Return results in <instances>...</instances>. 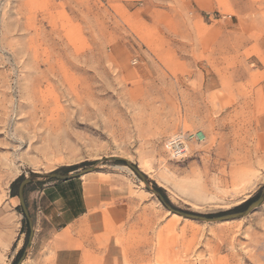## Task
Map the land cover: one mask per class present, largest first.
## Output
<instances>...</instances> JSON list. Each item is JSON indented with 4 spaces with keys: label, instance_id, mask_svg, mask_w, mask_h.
Masks as SVG:
<instances>
[{
    "label": "rangeland",
    "instance_id": "1",
    "mask_svg": "<svg viewBox=\"0 0 264 264\" xmlns=\"http://www.w3.org/2000/svg\"><path fill=\"white\" fill-rule=\"evenodd\" d=\"M179 131L205 138L173 160L164 141ZM108 157L185 212L258 196L264 0H0V221L11 208L17 225L4 264H264V201L232 220L186 218ZM90 166L78 177L117 188L97 242L76 263L51 225L29 244L20 181L65 185L45 175Z\"/></svg>",
    "mask_w": 264,
    "mask_h": 264
},
{
    "label": "crops",
    "instance_id": "2",
    "mask_svg": "<svg viewBox=\"0 0 264 264\" xmlns=\"http://www.w3.org/2000/svg\"><path fill=\"white\" fill-rule=\"evenodd\" d=\"M67 181V182H66ZM67 184L38 186L24 193L25 202L34 220V239L43 226L56 228L52 238L58 248L69 251L78 262L83 249L91 248L104 231L103 206L116 198L117 188L99 176H82L64 181ZM16 220L11 208L0 221V264L12 245Z\"/></svg>",
    "mask_w": 264,
    "mask_h": 264
},
{
    "label": "water",
    "instance_id": "3",
    "mask_svg": "<svg viewBox=\"0 0 264 264\" xmlns=\"http://www.w3.org/2000/svg\"><path fill=\"white\" fill-rule=\"evenodd\" d=\"M106 159L110 160V161H123L129 168H131V170H133V172H135V174L141 179V181L145 184V186L147 188H149L152 193L157 195L159 200L163 203V205L168 210H170L171 212H173L177 215H180V216H183L186 218L201 220V221H227V220H232V219L241 218V217H245V216L249 215L257 207H259L262 204V202L264 201V186H263V188L259 192L258 196L254 200H252L249 204H247V206L243 210L225 213V214H221V215H217V216H205V215H201V214L185 212L182 210L175 209V208L171 207L169 204H167L164 201L163 197L155 189H152L149 186V182H148L145 174L143 172H141L136 165L132 164L130 161H128L127 159L122 158V157H108ZM94 168H95L94 166H90L88 168L83 169L80 172L71 173L68 175H61V174H58L57 172H51V173L46 174L45 177L46 178H55V179L66 180V179L78 177V176H81L82 174L91 172L94 170ZM30 182H32L31 178H24L23 180L20 181V183L18 185V189H17V198H18L19 206L21 208V211H22L24 218L27 220V224H28V228H29V235H28V243L29 244L31 243V240H32L33 235H34V228H33V222H32V219L30 217L29 210H28L26 202H25L23 190H24V187L27 184H29ZM24 258H25V253H23L21 255V257L19 258V260L17 261L16 264H21L22 261L24 260Z\"/></svg>",
    "mask_w": 264,
    "mask_h": 264
},
{
    "label": "built area",
    "instance_id": "4",
    "mask_svg": "<svg viewBox=\"0 0 264 264\" xmlns=\"http://www.w3.org/2000/svg\"><path fill=\"white\" fill-rule=\"evenodd\" d=\"M204 138L201 131H179L166 138L164 148L170 159L182 160L188 156L190 145L203 142Z\"/></svg>",
    "mask_w": 264,
    "mask_h": 264
},
{
    "label": "trees",
    "instance_id": "5",
    "mask_svg": "<svg viewBox=\"0 0 264 264\" xmlns=\"http://www.w3.org/2000/svg\"><path fill=\"white\" fill-rule=\"evenodd\" d=\"M21 180V179H23V178H18L17 180ZM17 180H15L13 183H12V185L15 183V182H17ZM30 184V183H29ZM26 187H27V185L24 187V190H23V192L25 193V191H26ZM154 189L163 197V199H164V201L167 203V204H169L171 207H173V208H175L170 202H169V200H168V198L166 197V195L164 194V190L161 188V187H158L156 184H154ZM14 195H17V193L16 194H14ZM254 200V199H253ZM176 209V208H175ZM23 221H24V223L26 222V219L24 218L23 219ZM28 233H29V230H27V233H26V238L28 237ZM21 251H22V249L19 251V253H21Z\"/></svg>",
    "mask_w": 264,
    "mask_h": 264
}]
</instances>
